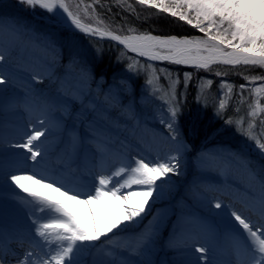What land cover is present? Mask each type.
Returning <instances> with one entry per match:
<instances>
[{
  "label": "rangeland",
  "instance_id": "rangeland-1",
  "mask_svg": "<svg viewBox=\"0 0 264 264\" xmlns=\"http://www.w3.org/2000/svg\"><path fill=\"white\" fill-rule=\"evenodd\" d=\"M113 1L126 8L129 15L168 16L160 24L173 21L181 33L175 36L192 37L182 35L188 29L176 17L140 5L138 0ZM66 3L80 21H90L88 26L109 31L90 2ZM135 25L124 29L137 30L129 34L149 32ZM149 28L152 34L153 30H165ZM195 33L194 36H203L197 29ZM0 51L6 57L5 62H0V75L6 77V83L0 85V167L4 171L26 169L33 163L30 153L14 145L26 141V134L34 127H42L40 118L52 121L43 167L69 186L90 187L99 173L111 171L121 160L137 156L155 160L180 152L179 175L169 174L167 183L158 181L159 195L149 198L141 217L109 234L119 245H108L115 256L105 254L108 237H102L95 242L99 247L80 253L79 264H102L113 259L115 264H126L128 260L137 264H246V257H237L226 234L232 227L228 210L216 209L214 202L219 200L257 219L252 204L264 195V152L249 139V133L264 142V111L256 109L257 115H250L256 101L251 90L264 85V68L225 66L240 68L235 71L215 64L210 70L197 71L168 62H148L103 40L96 32L72 27L60 14L30 9L19 0H0ZM101 59L109 64L102 69L97 66ZM186 72L191 74L188 80ZM234 75L246 81L252 101L244 115L231 119L229 124V118L223 119L222 114L236 103V96L241 97L236 95ZM149 78L150 85L146 82ZM208 79L212 81L210 85ZM222 83L230 85L232 91L222 88ZM173 89L180 102L179 138L183 147L170 140V133L161 123ZM221 100L224 109H219ZM209 110L213 111V122L220 124L209 134L208 129L202 130L205 134L197 137L201 133L199 120ZM73 126L83 142L78 154L69 160L61 141L67 142L65 128L71 133ZM93 129L102 143L89 139ZM0 205V225L7 228L4 234L28 242L33 234L25 209L11 199L0 201ZM197 244L208 249L207 260L198 259L201 254L193 247ZM130 246L136 251L130 252Z\"/></svg>",
  "mask_w": 264,
  "mask_h": 264
},
{
  "label": "snow or ice",
  "instance_id": "snow-or-ice-1",
  "mask_svg": "<svg viewBox=\"0 0 264 264\" xmlns=\"http://www.w3.org/2000/svg\"><path fill=\"white\" fill-rule=\"evenodd\" d=\"M19 3L47 13L66 14L75 28L85 32L95 31L81 23L66 0H19ZM138 3L186 22L203 36L178 38L150 32L121 36L108 31V37L122 45L127 52L148 62L166 61L197 71L210 70L214 64L264 68V0H138ZM128 31L137 32L135 28ZM5 60L3 51H0V62ZM216 74L220 75L219 72ZM184 75L186 80L190 79V73ZM146 82L150 85L152 79ZM5 83L6 77L0 75V85ZM207 83L210 85L212 81L208 79ZM221 87H227L229 93L232 91L226 83H222ZM239 87L242 92L246 89L244 84ZM251 91L255 93L256 101L250 115L255 117L256 109L264 111L259 103L264 98V85ZM240 99L243 101L242 96ZM167 103L168 111L162 114L161 123L170 133V140L183 147V141L179 138L180 102L174 89ZM224 107L225 103L221 100L219 109ZM38 122L42 127H34L26 134V141L14 145L30 153L29 158L33 163L26 169L15 167L4 171L0 167V201L11 199L23 207L31 221L30 232L33 234L28 241L29 246L23 253H17L9 246L11 239L8 245L5 244L4 229L0 225V264H9L6 259L9 256L15 260V264H79L80 253L99 247L95 242L102 237H108L105 254L114 257L115 253L108 245L115 248H119V245L114 244L115 237L109 234L125 222L130 223L141 217L147 210L149 198L154 194L159 195L161 185L158 181L167 183L169 174L179 175V150L162 159L137 156L121 160L111 171L99 173L90 187L79 188L54 178L43 167L48 156L46 145L48 137L52 135V121L40 118ZM226 123L231 124L232 121L229 119ZM65 133L67 142L62 140L61 143L64 145V155L71 160L78 154L83 137L76 134L75 126L71 133L65 128ZM89 139L97 144L102 143L95 129ZM249 139L255 141L256 147L264 152V142L251 133ZM214 207L228 210L232 227L226 234L233 242L237 257H246V264H264V195L254 202L252 208L253 214L257 215L256 220L229 205H223L219 200L214 202ZM19 244L23 246V239ZM193 247L195 252L201 254L198 259L207 260L205 253L208 249L205 246L197 244ZM128 250L135 252L136 248L130 246ZM102 264H115V260ZM126 264L137 262L128 260Z\"/></svg>",
  "mask_w": 264,
  "mask_h": 264
},
{
  "label": "trees",
  "instance_id": "trees-1",
  "mask_svg": "<svg viewBox=\"0 0 264 264\" xmlns=\"http://www.w3.org/2000/svg\"><path fill=\"white\" fill-rule=\"evenodd\" d=\"M86 1L90 2L93 5L94 9L96 10L97 16L100 17L102 20H104L107 23V27L109 28L107 30H109L110 32L112 31V32L117 33L119 35L122 34L123 36L129 35L128 31L126 29H124V27L129 26L131 24H134V25L137 24V25H135L136 27L140 26L141 30L143 29V30L149 31V32L152 31V30H150L149 27H151V29L153 27L164 28L165 30H163L162 32L153 30L154 34H158V35L181 34L176 30L177 25H175L173 21H172L173 23L172 22L168 23V21H167V23L165 24V21L167 20L166 17H168V16L163 17V15H162L159 17L157 15L152 14V16L154 15V17H152V18H148V17L147 18H143V17L137 18V16L134 13L129 15V13L126 11V8L119 7L116 4V2L113 0H86ZM163 20H165L164 23L160 24L163 22ZM85 22L87 24H91L90 21L89 22L85 21ZM179 24L181 26H185L186 29H188V31L185 30L186 32H184L182 35L194 36L196 34L195 33L196 29L192 28L186 22H184V23L179 22ZM192 30H193V32H192ZM155 32H157V33H155ZM105 44L108 45L109 43H105ZM101 62L102 63L97 64V66L100 67L101 69L104 68L105 65L106 66L109 65L106 63L107 61L105 62L103 59H101ZM218 67L226 69V70L235 69V71L240 69V68L236 69L234 67H225L222 65H218ZM233 77H234V80H233L234 87H236V90H237L236 95L240 94L243 97V101H241V99H240L241 97L238 98V96H236V98H237L236 103L234 105L232 103L230 108L225 110V112H223V114H222L223 119L229 118L231 120V119L241 118L244 115L245 111L247 110L248 103L250 104L252 101V95H250L246 89L242 92L240 87H239L240 85L245 84L246 81L241 76H240V78L236 77L235 75ZM215 79H217V78H215ZM240 91L242 92V94L240 93ZM259 103L264 106V99L260 100ZM212 114H213V111L209 110L207 112V116H205L203 119L199 120L201 122V127L199 129V131L201 133L198 134L197 137L201 136L202 134H205V133H202L203 131L208 132L207 131V129H208L209 132L207 134H209V133H211V129L216 128V126H219L220 122H218L217 124H215L213 122L214 120H212ZM196 141L198 142L199 139L197 140V138H196ZM156 196L158 197V195H156Z\"/></svg>",
  "mask_w": 264,
  "mask_h": 264
},
{
  "label": "bare ground",
  "instance_id": "bare-ground-1",
  "mask_svg": "<svg viewBox=\"0 0 264 264\" xmlns=\"http://www.w3.org/2000/svg\"><path fill=\"white\" fill-rule=\"evenodd\" d=\"M60 15H61V14H60ZM61 16H62L64 19H66L67 21L71 22L70 20L67 19L66 14H63V15H61ZM81 23H83V22L81 21ZM83 25H84V24H83ZM71 26H73V27L75 28L74 25L71 24ZM84 26H85V25H84ZM85 27H86V26H85ZM86 28H87V27H86ZM93 32H96V31H93ZM96 33H97V32H96ZM100 34H101V33H100ZM102 37L104 38V36H102ZM108 39H110V38L108 37ZM110 40H111V39H110ZM112 41H113V40H112ZM113 42H115L116 44H118L116 41H113ZM118 45H119V44H118ZM214 65H215V64H214ZM56 179H57V178H56ZM59 180H61L63 183H66L65 180H63V179H59ZM251 201H252V199H249L248 202H249V203H252ZM246 202H247V201H246ZM248 202H247V203H248ZM249 203H248V204H249ZM253 205H254V204H252V208H253ZM6 238H7L8 240H10V239L12 240V244H11L12 246H11V247H12L14 250H19V248L16 247V244L19 243V241H20L22 238H18V237H15V238H14L13 236H10V235H7ZM28 246H29V245H26V247H28ZM37 251H39V249H37Z\"/></svg>",
  "mask_w": 264,
  "mask_h": 264
},
{
  "label": "water",
  "instance_id": "water-1",
  "mask_svg": "<svg viewBox=\"0 0 264 264\" xmlns=\"http://www.w3.org/2000/svg\"><path fill=\"white\" fill-rule=\"evenodd\" d=\"M82 24H84L87 28H91V29H95V31L97 32V33H101V35L102 36H104V40H106V41H112V40H110V39H108V35L106 34L107 32L106 31H104V30H98V29H96V28H94L93 26H91V25H86L85 23H82ZM113 34H115V33H113ZM118 45V44H117ZM118 46H120V47H123L122 45H118ZM133 54V53H132ZM141 58H143V57H141ZM161 62V61H160ZM225 66H228V65H225Z\"/></svg>",
  "mask_w": 264,
  "mask_h": 264
}]
</instances>
